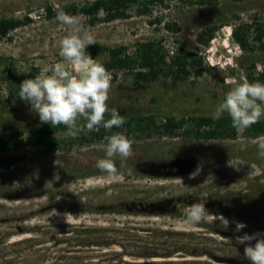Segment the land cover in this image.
<instances>
[{"label": "rangeland", "instance_id": "1", "mask_svg": "<svg viewBox=\"0 0 264 264\" xmlns=\"http://www.w3.org/2000/svg\"><path fill=\"white\" fill-rule=\"evenodd\" d=\"M93 1L0 0V19H30L0 37V79L14 76L21 84L32 68L39 69L41 78L49 74L52 65L63 62L59 42L72 32V27L56 19L57 14ZM194 1L154 4L146 15L132 6L128 18L95 25L82 14L73 15L81 35L90 34L93 44L125 47L133 53L138 43L161 40L166 63L186 50L196 53L208 68L200 77L176 82L160 78L138 91L132 90L131 74L110 72L109 110L126 117L155 115L158 121L171 115L210 116L229 89L247 78L251 65L255 76L264 74V49L259 48L255 30L264 27V0ZM48 8L56 13L54 17H48ZM212 25L219 30L204 46L196 36ZM235 30L246 39L247 49L233 41ZM9 81L0 88V132L43 124L14 91L15 82ZM127 137L134 140L133 155L115 158V176L96 167L105 156L106 142L53 155L30 147L17 151L25 160L0 169V264H214L210 258L186 255L191 250H218L225 259H246L243 246L216 234H238L232 221L247 225L239 234L264 233L261 138H243L241 131L235 140L211 142L182 136ZM170 163L173 172H187L161 176L162 165ZM197 171L195 178H189ZM197 202L205 204L210 214L229 220V225L210 217L189 223L187 208ZM167 243H181L176 249L183 254L169 258L132 254L169 251L173 247Z\"/></svg>", "mask_w": 264, "mask_h": 264}, {"label": "trees", "instance_id": "2", "mask_svg": "<svg viewBox=\"0 0 264 264\" xmlns=\"http://www.w3.org/2000/svg\"><path fill=\"white\" fill-rule=\"evenodd\" d=\"M167 1H186L193 3V0H95L79 8L76 6L66 7L64 12L71 16L82 14L90 25H95L128 18L129 14L127 11L132 6L137 8L139 14H150L151 5L164 4ZM194 2V4H206L212 1L195 0ZM101 9H103L105 15H100ZM47 15L51 18L56 13L48 8ZM29 22L30 19L28 18L25 20L0 19V37L6 36L8 33ZM166 28L173 31L178 30L175 25H167ZM218 30L219 27L216 25L206 27L196 36V39L200 44L207 46L215 37ZM255 30L257 31L258 40L261 42L259 48L264 49V27L258 25ZM232 39L241 48H248L246 39L241 37L237 30L232 32ZM86 51L94 59L104 56L98 62L109 72H128L131 74L133 77L132 90L134 91L143 90L147 84L155 82L160 78L171 77L176 82L185 80L190 76L200 77L204 72L208 71V68L203 66L202 58L198 57L196 53L186 50L180 51L177 57L172 59L170 63H166L161 40L138 43L133 53H129L125 47L109 48L99 44L88 46ZM250 68H254V65H251ZM251 69H249L247 74V80L250 83L264 81V74L255 76ZM11 71L8 69L7 73L10 74ZM38 73V68H32L31 73L22 77V79L36 78ZM115 73L113 74L114 78L116 77ZM9 79L15 82L14 84L16 85L13 88L19 94L20 84L14 76L8 75L4 80L0 79V88L1 84ZM1 97L0 92V108L1 106L3 107ZM122 116L125 118V123L120 128H112L109 130L100 126L98 130L88 131L85 129L80 131L75 137L66 134L68 129L64 125L52 126L46 123L31 126L26 131L9 130L0 132V169H8L16 164L22 163L26 156L18 154L17 151L24 148H37L43 155H53L59 150L70 151L74 147L90 146L92 144L106 142L105 137L115 132H122L126 136L134 135L138 139L145 140L153 137L173 138L182 136L183 138L205 142L226 141L235 140L238 137L239 131H241V136L246 139L255 140L264 137V117L247 129H237L232 126V121L228 114H223L220 119H214V115H171L163 117L160 121H158V117L155 115ZM109 118L106 117L105 120ZM84 123L85 121L82 119L78 121L80 125ZM174 165H177L176 162ZM170 166L172 167V164ZM182 167H187V164ZM168 173L170 172L168 171Z\"/></svg>", "mask_w": 264, "mask_h": 264}, {"label": "clouds", "instance_id": "3", "mask_svg": "<svg viewBox=\"0 0 264 264\" xmlns=\"http://www.w3.org/2000/svg\"><path fill=\"white\" fill-rule=\"evenodd\" d=\"M100 15H105L103 9ZM56 19L72 27L71 34L59 42L63 62L52 65L48 69L49 74L42 78L37 76L23 80L19 86V98L31 105L41 123L64 125L68 129L66 134L71 137L85 129L98 130L100 126L109 130L120 128L125 118L116 109L109 110L107 103L112 74L86 51L94 43L92 36L81 35L79 21L75 16L60 11ZM109 112L110 118L105 120ZM224 113L228 114L232 126L237 129H247L259 122L264 117V84L250 83L247 78L237 82L217 105L214 119H220ZM81 119L85 121L83 125L78 124ZM105 140V156L97 160L96 167L109 176H115L118 173L115 158H130L133 155L134 140L122 132L106 136ZM259 149L260 155L264 156V138H261ZM197 174L198 171L189 178H195ZM176 179L183 183L182 178ZM205 217L223 221L227 226L230 223L222 215L210 214L203 203L188 206L189 223L198 224ZM231 223L235 224V232L238 234L223 238L243 246V255L249 264H264V233L239 234L247 225L237 221Z\"/></svg>", "mask_w": 264, "mask_h": 264}, {"label": "flooded vegetation", "instance_id": "4", "mask_svg": "<svg viewBox=\"0 0 264 264\" xmlns=\"http://www.w3.org/2000/svg\"><path fill=\"white\" fill-rule=\"evenodd\" d=\"M171 166L170 165H165L164 166L162 165V172L163 174L161 176H165V177H175V176H180V174H183V173H186L187 171L186 170H181L179 172H173L171 170ZM168 171L170 173H168ZM167 172V174H166ZM168 206V204H167ZM161 208V206H160ZM171 208L175 209L174 206ZM162 210H164V208H162ZM216 236H218L220 239L224 240L223 237H231L230 235H227V234H216ZM145 243L146 245H148L146 242H143ZM171 243V242H170ZM170 243H167L165 245H168L169 247H173L171 250L169 251H156V250H152V251H149L147 250L146 252H133L132 254L134 255H141V256H147V257H150V258H155L157 256H160L162 258H169V257H172L174 255H182L183 253H181L180 250H177L176 247H178L181 243L177 244V243H174V244H171ZM163 243H161L162 245ZM186 255L188 256H192V257H206V258H210L212 259V261L214 262V264H249V262L247 261V259H238V260H233L231 258H223L224 256H226L225 254H221L218 250H201V251H194V250H191L189 251V253H187Z\"/></svg>", "mask_w": 264, "mask_h": 264}]
</instances>
